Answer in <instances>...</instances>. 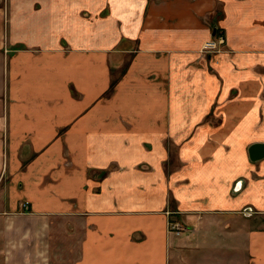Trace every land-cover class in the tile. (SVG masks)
Listing matches in <instances>:
<instances>
[{
  "label": "crops",
  "instance_id": "1",
  "mask_svg": "<svg viewBox=\"0 0 264 264\" xmlns=\"http://www.w3.org/2000/svg\"><path fill=\"white\" fill-rule=\"evenodd\" d=\"M256 143L264 0H0V264H264Z\"/></svg>",
  "mask_w": 264,
  "mask_h": 264
},
{
  "label": "rangeland",
  "instance_id": "2",
  "mask_svg": "<svg viewBox=\"0 0 264 264\" xmlns=\"http://www.w3.org/2000/svg\"><path fill=\"white\" fill-rule=\"evenodd\" d=\"M219 34H223V32L219 31ZM216 38L217 37H215L213 35L211 39H216ZM220 46H223V43L222 44L219 43V47ZM219 47L217 49H219ZM204 49L207 50L205 47H204ZM111 80H112L111 83L114 84V85H112V87H115V69L112 71ZM113 91H115L113 88H111V90L109 89V91L105 94V101H106V99L108 97L110 98V96L114 93ZM201 107H203V105ZM200 139L203 140L202 137H200ZM216 139L220 140V139H223V137L222 136H218V137H216ZM232 141H233V145H238L239 144V137L233 136ZM202 146H205V144H203L201 142V147H200L201 152L198 153V155L201 158H204L206 155H216V156L220 155L218 153V152H220L219 147H215L214 150H206V149L204 150L202 148ZM235 154L237 156H239V152H237ZM170 157H171L172 160H175V152H173V151L170 152ZM219 163L220 162H217V165ZM215 169H217L219 173H220V171L221 172L223 171V169L221 167H219V166L216 167ZM185 170L189 171L188 173L192 174L190 168L185 169ZM230 170L235 172V170H237V169L233 168V169H230ZM106 171H108V169H105V173H106ZM198 172L199 173L196 172V175L200 176V178H203L204 182H207V183H212L213 182V180H209V178L213 175V171H210L209 169L200 168ZM215 173L216 172H214V174ZM172 221L175 222V221H178V219H175V217H172ZM75 222H77V221H75ZM61 223H62V221H60V224ZM77 224H78V222H77ZM170 227H171V229L173 228L171 225H170ZM56 235L58 236V238H57L58 240L55 243V249L53 251V256H52L53 260L55 262L54 264H74L75 260L79 257V254L81 252L79 244H80V238L82 236V232L79 231V232L75 233L73 230L70 231V232L69 231L64 232V231L61 230Z\"/></svg>",
  "mask_w": 264,
  "mask_h": 264
},
{
  "label": "built area",
  "instance_id": "3",
  "mask_svg": "<svg viewBox=\"0 0 264 264\" xmlns=\"http://www.w3.org/2000/svg\"><path fill=\"white\" fill-rule=\"evenodd\" d=\"M215 37H217L216 39H211L209 41L206 42L205 44V48L207 50H213V49H217L219 47V43L222 44L225 41V38L223 36V34H219L218 32L215 33L214 35ZM174 221L171 220L170 225L173 227L172 229L174 231H176L177 233H180L183 230V225L181 224L180 221Z\"/></svg>",
  "mask_w": 264,
  "mask_h": 264
},
{
  "label": "water",
  "instance_id": "4",
  "mask_svg": "<svg viewBox=\"0 0 264 264\" xmlns=\"http://www.w3.org/2000/svg\"><path fill=\"white\" fill-rule=\"evenodd\" d=\"M259 147H264V144L263 143H256V144H253L251 147H250V155H251V158L252 159H257V156H261L260 154L263 155V151H259ZM259 158V157H258Z\"/></svg>",
  "mask_w": 264,
  "mask_h": 264
}]
</instances>
